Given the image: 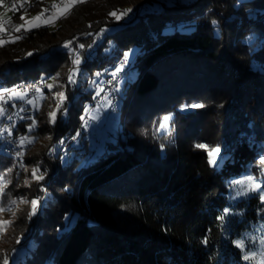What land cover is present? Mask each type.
<instances>
[{
  "label": "trees",
  "instance_id": "16d2710c",
  "mask_svg": "<svg viewBox=\"0 0 264 264\" xmlns=\"http://www.w3.org/2000/svg\"><path fill=\"white\" fill-rule=\"evenodd\" d=\"M48 2L24 1L12 18L21 24V16ZM127 9L120 20L109 15ZM20 35L2 40L0 89L58 71L53 88L43 92L65 91L61 112L66 108L67 115L58 113L56 123H49L42 111L46 96L31 115L37 134L9 153L2 142L28 139L32 120H21L29 113L11 103L4 107L5 116L15 120L6 123L11 135L0 137V172L12 168L17 178L27 169L32 177L37 168L38 175L46 174L40 181L32 178L30 201L39 198V210L29 220L28 206L21 233L0 255V264L5 253L9 264H256L264 258L259 193L231 195L233 183L243 177L264 185V0H84L55 24ZM131 47L138 52L124 73L134 69L136 76L118 92L121 126L114 140L91 158L87 149L77 156L73 145L62 152L93 99L88 84L107 77ZM73 49L83 62L76 83L67 86ZM205 66L218 72L228 90L180 127L182 106L160 103L158 95L170 78L173 86L191 92L197 70L201 74ZM165 116L171 119L163 121ZM198 144L221 149L216 167ZM224 209L229 214L220 221ZM66 216L73 218L71 225Z\"/></svg>",
  "mask_w": 264,
  "mask_h": 264
},
{
  "label": "rangeland",
  "instance_id": "374dc122",
  "mask_svg": "<svg viewBox=\"0 0 264 264\" xmlns=\"http://www.w3.org/2000/svg\"><path fill=\"white\" fill-rule=\"evenodd\" d=\"M81 1L84 0H49L48 4L52 5V8L50 10V16L53 18L52 21L48 22L45 19H41L37 23L40 26H51L55 24L61 16L65 15L73 4ZM47 8L48 6L43 7L42 10H47ZM42 10L37 13H31L24 16L25 19L23 20V23L26 24L27 20H32L40 15ZM1 16L2 14L0 15V17ZM108 30H111V28H109ZM129 50H131V53L128 57V63L123 66L122 71L117 73V77L115 80H113L111 75H108L107 77L101 76L99 78L93 79L96 81V84H93L91 82L88 84V88L92 91L93 99L90 102L86 103L85 109L87 110L84 109L81 116L83 117L81 126L84 123H86L88 126L86 128L79 127V130L80 132L82 131V134L80 133V136H77V138L79 137L78 139H76L75 137V142L72 144V152H77V156L83 153L85 149L88 150L85 154L86 158H88L89 156L91 158L92 155H100L105 150L106 142L113 141L117 131L120 129L121 123L118 110L119 104L114 105L112 108H108L106 103H101V100L102 97L105 96L111 99L116 96L117 100L118 92L116 91V88H119V94L121 95L123 84L125 82L131 81L136 76L134 69H130L126 74L124 73V71L126 72V70H128L129 63L132 62L138 52L137 47H131L130 49L125 50L124 53L129 52ZM120 62L111 71H115L116 68L120 66ZM199 68L200 67H198L197 69ZM57 73L58 71L54 73V77L57 76ZM195 76L196 81H194L193 85L191 86V88H194L191 90V92H185L186 89H181L173 86L171 82L172 80L170 78V80L165 82L167 85L164 88V91H162L158 95L160 103H164L166 100H171V102L182 106L183 112L177 115L178 118L176 119L180 127H183V121H186L187 117L189 118L192 116L191 118L194 120L193 114L195 115L197 111L204 110L210 105L213 98L218 97L219 95L222 97L223 93H226L228 90V84L226 82L222 83V80L219 78L218 72H216L211 67L208 70V68H206L205 66V68H203V70L201 71V74L197 70V74ZM39 82L41 86L39 88L41 90L39 92H36L35 95L28 96L27 94L23 100L15 99L14 101L8 102L11 104L15 103L16 108H14V110L23 107L31 116L35 112L39 111V107L40 105H42L46 96L49 100H47L48 102L44 103L42 111L47 116L48 112L56 110V103L58 101L55 99L54 94L62 91L61 88H56V90L49 91L48 93L44 94L43 90H45L46 86L49 84L53 85L54 81L51 77H48L47 79L40 80ZM97 85H99V87L103 88L104 90L102 93H100L99 96L97 95ZM13 88L15 87L7 89L11 90ZM181 91L183 92L181 93ZM189 93H191L190 96ZM28 99L33 100V105H29L26 103ZM215 100L216 102H218L216 98ZM17 103L19 104V106H17ZM192 105H201V107L195 108L191 107ZM204 115L206 116L207 114ZM61 116L65 117L62 112ZM196 118L201 121L202 116H196L195 119ZM3 120L5 121V124H2ZM8 121L9 119L7 118V116H0V137H2L5 132H7L8 134L9 126L6 125ZM177 122L176 125L173 124L174 129L177 127ZM194 122H196V120ZM36 134L37 131L35 130V128H33L32 131L29 132V137L26 140L24 138L18 137L19 140L15 138V141H12V139L8 138L2 142V150L5 151V143H11V146H9L10 149L5 152H9L10 150L15 151L16 149H18V147L25 144V141H28L29 138L35 136ZM204 134L208 135V137H212L210 136L211 130L209 129H206L204 131ZM73 135L76 136L77 132H75ZM22 139L23 143H21ZM67 141L68 140L65 141L64 145ZM72 145L64 148L65 152L68 151ZM56 148V145L52 148V150H54L51 152L52 155L56 153ZM26 170L27 169L22 170V176L17 178L12 175V168H5L0 172V208L4 209L3 211H0V221L11 222L2 231H0V255L11 248L14 237L21 233V219L26 213L28 206H30V203L20 202L21 199L30 202V187L33 180L32 177H29L28 171ZM237 181H242L243 183H235L236 181L233 183L231 189V195L233 198L249 196L255 193H259L260 195V191L256 190L255 188L258 183L253 178L251 180H248V177H243ZM238 192L240 193V195H237ZM14 201L15 203H13ZM17 253L20 255L22 251L20 252V250H17ZM256 264H264V258H260Z\"/></svg>",
  "mask_w": 264,
  "mask_h": 264
},
{
  "label": "snow or ice",
  "instance_id": "6c2138e0",
  "mask_svg": "<svg viewBox=\"0 0 264 264\" xmlns=\"http://www.w3.org/2000/svg\"><path fill=\"white\" fill-rule=\"evenodd\" d=\"M13 7H16L15 5H13ZM131 9H127L125 12H111L109 13V15L113 18H115L116 20H120L122 19L125 15H127L128 12H130ZM45 12L46 10H42V12L40 13V15H38L37 17H35L34 19L32 20H27L26 24H19L15 27L14 31L16 33H21V32H30L33 30V27H37V26H40L37 22H39L41 19H45L47 20L48 22H51L52 21V17L51 16H46L45 15ZM21 20H24L25 17L24 16H21L20 17ZM213 24L216 23V21H212ZM103 31H107V29H104ZM23 36L20 35V36H17L16 39H22ZM5 43V41H2L0 40V46H2V44ZM71 41L69 42H66L63 47L65 49H68L71 45ZM88 47L90 48L91 45H88ZM85 48V45L84 44H80L79 45V49H84ZM73 52H75V59L72 61V64H73V69L71 70V74L68 76V80H67V86H70L72 84H75L76 83V80L74 79L75 76L78 75L79 73V66L81 65V63L83 62L82 61V58H81V53L80 52H77L75 49H73ZM131 53V50H129V52H125L123 54V59L121 60L120 62V66L116 68L115 71H111L109 72V75L112 76L113 80L116 79L117 77V73H119L120 71H122L123 69V66L126 65L128 63V57ZM28 55H33V53H28ZM106 72H108L109 70L108 69H105ZM97 77H99L100 75H102V73L100 72H97L95 74ZM59 76V74L57 73V76L55 77H51L52 79H56L57 77ZM91 83L93 84H96V81L93 80L91 81ZM20 86H16L15 88L13 89H7V88H4V89H0V116H3L5 115V108L3 105H6L9 101H14L15 99H21L23 100L24 97L27 95L26 92L24 91H18L17 89L19 88ZM47 87L49 89H52L53 88V85L49 84L47 85ZM66 87V86H65ZM97 88H98V91H97V95L99 96L100 93H102L104 90L103 88H100L99 85H97ZM41 89L40 88H36V91L39 92ZM116 91L119 92V88L117 87L116 88ZM5 96H7V99H5ZM54 97L55 99L58 101L56 103V110L54 111H50L48 112L47 116H48V121L49 123L51 124H55L56 121H57V115L58 113H61V109H62V104L64 103V101L67 99V96H66V92L65 91H59L57 93L54 94ZM95 98V97H94ZM27 104L29 105H33V100L31 99H28L26 101ZM101 103H106L108 108H112L114 106V101L113 99L105 96V97H102V100H101ZM12 107L13 108H16V105L15 103L12 104ZM191 107H195V108H198V107H201V105H192ZM87 110V109H85ZM26 109L23 108V107H20L19 109V112H25ZM62 114L63 115H67V109L64 108L62 110ZM18 115V113H17ZM7 118L9 120H12L13 119V116L12 115H8ZM19 118L21 120L23 119H31L32 120V124L28 126V131H32V129L35 127V118L34 117H24V116H19ZM171 119L170 116H165L163 117V121H169ZM81 120H83V117H81ZM88 125L86 123L82 124V128H86ZM164 129V124L161 123L159 125V131H163ZM8 134L11 135V131L8 130ZM80 134V130H77V136H79ZM21 143H23V139L21 140ZM62 143V141H61ZM163 147V146H162ZM197 148L199 149H203L206 151L207 153V160H208V163L210 166L212 167H216L218 165V159H221L222 157H220V152H221V149L219 147H215V148H210L208 147L207 145H204V144H198L196 145ZM54 151V150H52ZM20 154L17 153V156H19ZM61 159H63V157H61ZM260 163L261 164H264V158H261L260 160ZM45 174H46V170H45ZM45 174H40L38 175L37 174V168H34L32 170V178L33 180H36V181H40V180H43L45 178ZM252 177H248V180H251ZM235 183H243L242 181H236ZM256 190L260 191V195H259V199H260V202L261 204H264V185H261V184H257L255 186ZM67 190V189H65ZM237 195H240V193L238 192ZM20 202H23V203H30L31 205V211L28 213V219L31 220L33 216H35L39 210V204H40V200L39 198H34L32 199L30 202L29 201H26V200H23L21 199ZM15 203V201L13 202ZM4 209L3 208H0V211H3ZM229 214V209H224V215L218 217V220L220 221H223L225 216ZM65 219L68 221V225H71L72 222H73V218L72 217H69V216H66ZM11 222H8V221H0V231H2L6 226H8ZM19 242V241H18ZM204 243H207V238H205L204 240ZM237 246L238 247H242V244L238 241L236 242ZM243 259L244 260H248L249 257L248 255H244L243 256ZM2 264H9V257H8V254L5 253L4 254V257H3V261H2Z\"/></svg>",
  "mask_w": 264,
  "mask_h": 264
},
{
  "label": "built area",
  "instance_id": "2783aa9c",
  "mask_svg": "<svg viewBox=\"0 0 264 264\" xmlns=\"http://www.w3.org/2000/svg\"><path fill=\"white\" fill-rule=\"evenodd\" d=\"M24 1H28V0H0V15L3 13L6 14L5 17H3V18L0 17V40H7V39L16 37V36L24 33V32L16 33L14 31L15 27L19 24L12 18V15L15 14L20 9L21 4ZM13 5H15L16 7H13ZM51 8H52V5L49 4L48 8L45 12L46 16H50ZM16 86H20L17 90L26 92L28 94V96L35 95L37 92L36 88L41 87L40 82L38 80L22 81V82L18 83ZM5 99H7V96H5ZM112 99L114 101V105H116V103H117L116 96L113 97ZM0 103H2V102H0ZM7 104H9V103H7ZM7 104L3 105V106L5 107V106H7ZM14 120H15V117L13 116V119L11 121H14ZM75 137L77 139V135L76 136L73 135L72 137L67 139L68 141L62 147V152L65 151L64 148L68 147L69 145H72L75 142L74 141ZM9 146H11V143H8V144L5 143L4 150L8 151L10 149Z\"/></svg>",
  "mask_w": 264,
  "mask_h": 264
},
{
  "label": "crops",
  "instance_id": "0c3cea01",
  "mask_svg": "<svg viewBox=\"0 0 264 264\" xmlns=\"http://www.w3.org/2000/svg\"><path fill=\"white\" fill-rule=\"evenodd\" d=\"M5 16H6V14L3 13L2 16H1V18H2V17H5ZM21 24H24V23L22 22ZM33 28H35V27H33Z\"/></svg>",
  "mask_w": 264,
  "mask_h": 264
},
{
  "label": "water",
  "instance_id": "95a60500",
  "mask_svg": "<svg viewBox=\"0 0 264 264\" xmlns=\"http://www.w3.org/2000/svg\"><path fill=\"white\" fill-rule=\"evenodd\" d=\"M141 8V6H137V7H135L134 9L136 10V9H140Z\"/></svg>",
  "mask_w": 264,
  "mask_h": 264
}]
</instances>
